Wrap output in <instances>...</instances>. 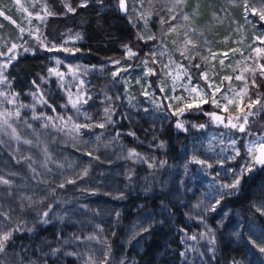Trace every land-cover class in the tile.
<instances>
[{"label": "trees", "instance_id": "trees-1", "mask_svg": "<svg viewBox=\"0 0 264 264\" xmlns=\"http://www.w3.org/2000/svg\"><path fill=\"white\" fill-rule=\"evenodd\" d=\"M119 1L74 3L45 30L57 43L66 30L79 33L87 64L125 66L116 74L110 67L119 92L113 122L84 128L81 144L56 129L0 122V229L11 230L0 264H264V165L252 166L246 150L264 135V71L246 76L239 101L193 104L182 128L177 114L192 100L170 97L172 63L192 81L205 73L228 84V63L264 36V0H125V13ZM0 9L13 20L0 16V34L15 38V11ZM138 20L148 24L144 37ZM49 64L44 51L24 53L4 71L6 89L25 108L62 103L51 82V105H37ZM126 94L136 103L130 115ZM222 111L247 123L215 120ZM246 166L252 170L241 176ZM200 230L213 233L214 256L196 241Z\"/></svg>", "mask_w": 264, "mask_h": 264}, {"label": "rangeland", "instance_id": "rangeland-1", "mask_svg": "<svg viewBox=\"0 0 264 264\" xmlns=\"http://www.w3.org/2000/svg\"><path fill=\"white\" fill-rule=\"evenodd\" d=\"M56 1L58 0H10V3L4 5L0 0V7L8 11L11 9L15 11L19 25L15 38L10 36L5 38L0 34V122L24 121L29 125H37L40 129H56L61 131L63 136H72L74 137L73 140L81 144V134L84 128L101 125L102 122H113V114L118 111L117 98L119 92L117 86L110 79L112 77L110 67L115 66L112 72L116 74L121 67L125 68V66L120 65L122 62L118 64L117 60L99 62L95 66L85 63L78 47L82 37L76 31L66 30L63 32L60 43L49 39L54 35L47 34L45 31L49 19L71 12L69 8L74 10L77 6L74 3L83 5L90 0H61V4L65 8L63 12L57 10L58 7L54 4ZM0 13H2L0 14L1 17L13 23L12 18L1 9ZM136 23L135 25L140 28L139 33L142 37H144V32L148 34V24L139 20ZM257 41L259 43L253 50L246 51L245 55L240 54L232 58V63H228L234 69L228 76V84L224 88L222 84L208 80L209 78L206 77L205 73L200 75L202 82L192 81L177 63H172L170 97L172 99L181 98L183 92L191 98V104L203 103L211 96L222 100V102L239 101L247 90V87L244 88L246 76L256 70L264 71V67H262L264 66V51H256V49H264V36L261 35ZM43 51L48 54L50 64L45 75L39 78V84H37L36 94L39 101L37 105H51L47 100L49 96L48 86L51 82L54 84V89L58 90L62 97V103L58 104L57 107L51 105L48 112L36 110V106L30 109L25 108L14 94L8 92L4 77V71L8 65L19 55ZM130 52L134 54L130 49L125 53L130 54ZM213 58H215L214 54L211 59ZM149 70L150 68L146 66L140 73L145 85ZM231 77L232 79L229 81ZM237 77H241V79ZM243 82H245L244 85ZM145 85H143L144 89H146ZM177 90L179 91L177 92ZM126 96L127 101L124 104V110L127 114H129L128 109L135 112L136 103L129 94ZM187 110L186 107L183 111L178 112L177 124L188 123ZM244 116L242 114L224 116L223 111L213 115L215 120V117H219L222 121L229 124L231 122L237 126L245 122ZM114 123L118 124L119 118ZM261 145H264V135L246 142V150L251 160L252 156L260 154ZM10 233V228L0 229V240H3L5 235L9 239ZM214 238L212 232L200 230L196 236V241L201 243L211 256H214L216 253ZM5 242L6 240H3V244Z\"/></svg>", "mask_w": 264, "mask_h": 264}, {"label": "snow or ice", "instance_id": "snow-or-ice-1", "mask_svg": "<svg viewBox=\"0 0 264 264\" xmlns=\"http://www.w3.org/2000/svg\"><path fill=\"white\" fill-rule=\"evenodd\" d=\"M120 6H121V8H123L125 6V0H120ZM69 11H73V9L69 8ZM253 12L255 14L256 10L253 9ZM0 14H2V13H0ZM258 14L260 16V19L264 20V11H260ZM13 47H15V45H13ZM256 51L260 52V51H264V49H256ZM130 54H131V52H130ZM262 67H264V66H262ZM237 78L241 79V77H237ZM193 91H195V89H193ZM258 102L259 101H254L253 103H258ZM213 103H215V101H213ZM230 103H231V101H230ZM196 106L199 107V105H196ZM186 107L187 108H191V107H193V104H191V103L187 104ZM183 110L184 109H181L180 111H183ZM215 118L218 119V120L220 119L219 117H215ZM243 119H244L245 123H247V116H244ZM236 126H237L236 124H232V127H236ZM177 127H181L182 128L183 124L178 123ZM201 127H203V126H201ZM240 127H241V129H243V124L240 125ZM261 149L262 150H261L259 155L252 156V161H251L252 166H254V165H264V145H261ZM251 170H252V168L250 166H246L245 169L242 170L241 176L243 175V173L245 171H251ZM4 182L7 183V181H4ZM239 182H240V177H238L237 180L233 182V184L227 185L226 187L235 188V187L238 186ZM45 215H46V213H45ZM7 239H8V236L5 235L3 237V240H7ZM3 240H0V250H3V247H4ZM260 251L264 252V247L260 248Z\"/></svg>", "mask_w": 264, "mask_h": 264}, {"label": "water", "instance_id": "water-1", "mask_svg": "<svg viewBox=\"0 0 264 264\" xmlns=\"http://www.w3.org/2000/svg\"><path fill=\"white\" fill-rule=\"evenodd\" d=\"M122 12H123V13L126 12V4H125V6L122 8Z\"/></svg>", "mask_w": 264, "mask_h": 264}]
</instances>
